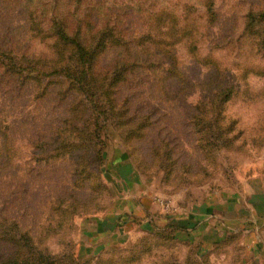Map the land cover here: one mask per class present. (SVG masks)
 <instances>
[{
  "label": "rangeland",
  "instance_id": "rangeland-1",
  "mask_svg": "<svg viewBox=\"0 0 264 264\" xmlns=\"http://www.w3.org/2000/svg\"><path fill=\"white\" fill-rule=\"evenodd\" d=\"M45 1L52 0H0L2 47L12 45L18 52L48 55L50 50L30 36L26 26L28 10H43L40 3ZM156 1L166 4L175 0ZM179 1L203 11L201 0ZM121 2L122 12L130 15V24L141 23L135 4ZM215 6L219 18L213 26L208 25L210 34L200 53L202 57L212 55L228 68V82L237 92L226 103L225 121L235 124L241 133L236 142L247 144V150H216L217 159L211 156L205 162L198 149L191 115L197 100L216 89L203 86L212 75L206 65L178 50L179 69L186 81L196 86H187L189 94L185 97L165 102L158 98L156 89L165 62L151 66L154 61L139 56L141 68L122 86L119 95L128 99L133 112L147 114L151 125L142 138L129 140H124L123 130L108 125L100 165L102 189H91L100 183L96 171L97 178L80 180L72 163L76 151L64 158H36L47 155L55 132L68 116V101L62 97L67 83L59 80L41 97V86L34 87L22 75L5 72L11 59L0 56V142L3 135L8 141V158L0 164V237L6 231L3 223L13 220L47 251L61 253L72 246V255L85 264H195L196 260L197 264H240L242 253L236 240L227 244L226 229L214 238L203 235L209 229L205 226L199 233L181 232V238H189L188 245L160 239L148 230L163 225L165 219L191 227L189 211L209 196L239 189L240 181L250 185L254 175L264 176V48L256 50L250 37L239 39L246 13L253 6L264 11V0H215ZM260 33L264 36L262 30ZM111 57L109 54L105 62ZM227 75L221 81L227 82ZM47 81L45 78L44 83ZM165 85L173 89L177 83L168 79ZM88 115L92 117L95 112L91 109ZM248 136L255 142L248 141ZM168 150L172 151L171 158ZM88 167L96 169L95 164ZM187 167L190 174L185 172ZM132 200H137L134 206ZM135 208L136 214L132 211ZM148 217L153 219L152 226ZM61 220L66 221L56 231ZM12 250L10 243L0 239V260Z\"/></svg>",
  "mask_w": 264,
  "mask_h": 264
},
{
  "label": "trees",
  "instance_id": "trees-1",
  "mask_svg": "<svg viewBox=\"0 0 264 264\" xmlns=\"http://www.w3.org/2000/svg\"><path fill=\"white\" fill-rule=\"evenodd\" d=\"M123 1H126L124 5L135 4L141 23L130 24V15L122 12L124 9H121V0L45 1L40 3L43 10H28L26 26L29 35L50 50L48 55L33 54L26 50L18 52L12 45L5 48L0 45V56L11 59L4 71L22 75L23 80L30 81L31 85L41 86V97L50 92L51 86L60 83L59 80L67 83L62 97L68 101V116L65 117L63 127L55 132L47 155L36 157L37 160L64 158L76 151L72 163L80 180L97 178L96 171L99 173L100 183L91 189H102L103 171L100 165L104 160L108 125L123 130L124 140L142 138L151 125L147 114L133 112L128 99L119 95L122 86L137 68H141L139 56H144L145 60L154 61L151 66H156L161 61L166 64L156 82L158 98L169 102L177 100L180 95L185 97L189 94L187 86L193 88L196 85L189 84L179 69L177 58L180 49L190 59L206 65L213 72H210L211 78L203 86L206 89H216L197 100L195 112L190 119L198 149L205 162L211 156L214 160L217 159L214 153L216 150H247V144L239 145L236 142L241 133L236 130L235 124L225 121L226 103L237 92L235 85L228 82V68L212 55L202 57L200 53L201 44L210 34L208 25L213 26L219 18L215 0H201L204 7L201 12L194 4L189 5L179 0L166 4L156 0ZM261 30L264 32V11L256 10L253 6L244 17V28L239 39L250 37L256 50L263 49L264 36L260 33ZM109 54L112 57L105 62L104 59ZM224 74L227 75V82L221 81L222 77L226 78ZM57 76L62 79H57ZM45 78L48 81L44 83ZM168 79L176 80L177 85L173 89L166 88ZM169 93L173 95L169 96ZM91 109L95 112L92 117L88 115ZM261 125L264 133V120ZM250 140L255 142L256 139L248 136V141ZM7 146L8 141L3 135L0 142V164L2 159L8 158ZM167 156H173L171 150L167 151ZM172 161L171 167L174 168L175 159ZM94 164L95 170L88 167ZM185 172L190 174L191 168L187 167ZM73 199L79 201L75 197ZM65 221L57 223L56 231L62 228ZM3 224L6 225V231L0 239L10 243L13 250L0 260V264H85V261H79L72 255V246L61 253H52L41 247L18 222L11 220ZM149 224L152 226L153 220ZM148 230L151 235L156 234L160 239L175 240L183 245L190 243L189 238H181L179 235L186 231V226L176 222L166 220L163 225H154ZM233 238L234 236H229L227 243ZM195 252L199 256L197 249ZM197 263L196 260L195 264Z\"/></svg>",
  "mask_w": 264,
  "mask_h": 264
},
{
  "label": "crops",
  "instance_id": "crops-1",
  "mask_svg": "<svg viewBox=\"0 0 264 264\" xmlns=\"http://www.w3.org/2000/svg\"><path fill=\"white\" fill-rule=\"evenodd\" d=\"M240 183L239 189L209 196L204 203L189 211L188 220L193 222L191 227L185 225L186 230H191V234L199 233L205 226L209 229L203 231V235L214 238L222 228L226 229L227 238L234 236L233 240L237 241L235 243L242 253L240 264H264V176L254 175L250 185L245 181ZM132 201L134 206L137 200ZM132 211L137 213L136 208Z\"/></svg>",
  "mask_w": 264,
  "mask_h": 264
}]
</instances>
